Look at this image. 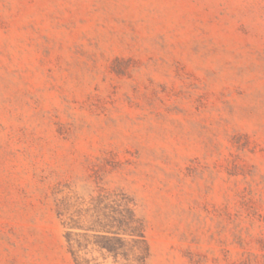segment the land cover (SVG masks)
<instances>
[{
    "label": "rangeland",
    "instance_id": "1",
    "mask_svg": "<svg viewBox=\"0 0 264 264\" xmlns=\"http://www.w3.org/2000/svg\"><path fill=\"white\" fill-rule=\"evenodd\" d=\"M114 192L144 264H264V0H0V264H138Z\"/></svg>",
    "mask_w": 264,
    "mask_h": 264
},
{
    "label": "trees",
    "instance_id": "2",
    "mask_svg": "<svg viewBox=\"0 0 264 264\" xmlns=\"http://www.w3.org/2000/svg\"><path fill=\"white\" fill-rule=\"evenodd\" d=\"M115 193V194H114ZM113 194L107 193L103 196V200H109L113 195L115 196V204L117 206V232L118 238V249L125 251L129 248L130 242L132 246L129 248L133 253L135 261L138 264H144L148 256V245L145 238V228L142 220H140L136 214L133 207V202L123 192H114ZM109 224H106L102 228V237L104 242L100 244V249L105 250L108 253L114 251L113 247L109 243L111 238L109 234L111 233ZM125 237H130L131 240L128 241Z\"/></svg>",
    "mask_w": 264,
    "mask_h": 264
}]
</instances>
